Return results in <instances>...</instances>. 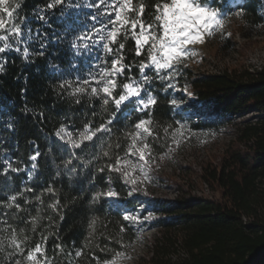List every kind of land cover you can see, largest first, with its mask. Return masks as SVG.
Returning <instances> with one entry per match:
<instances>
[{
  "label": "trees",
  "instance_id": "16d2710c",
  "mask_svg": "<svg viewBox=\"0 0 264 264\" xmlns=\"http://www.w3.org/2000/svg\"><path fill=\"white\" fill-rule=\"evenodd\" d=\"M47 2L21 0L20 12L30 14L36 6ZM239 9L247 24L254 27L264 24V0H245ZM133 48L134 41L129 40L125 62L138 64L143 57H136ZM67 52L64 44H50L43 55L27 60L14 51L2 53L5 70L0 73V104L9 109L13 123L10 129L0 123V201L22 192L17 203L26 211L16 213L15 208L0 207V212L24 218L25 222L15 217L9 222L25 229V234L31 237L29 246L39 243L41 234L47 236L45 250L51 264H97V261L104 264L116 252L128 254L139 233L122 212L134 207L130 196L117 197L115 203L108 197L93 201L96 192L108 189L109 176L112 186L118 190L124 187V180L117 173L97 169L112 162L117 152L123 155L127 144L125 133L148 113L133 110L129 115L128 105L118 114L112 133L104 135L94 147L89 144L83 150L73 149L60 140L56 132L62 126L68 131L81 130L89 120L99 126L113 107L109 105V113H104L95 98L83 97L77 104L74 97L62 93L59 84L66 74L51 69L50 64L65 67ZM129 74L139 76L138 67L125 71V77ZM188 78L196 100L183 105V111L205 108L214 119L204 126L218 128L220 119L234 121L235 130L220 160L208 161L203 167V178L220 192V198L194 197L162 207L169 217L160 220L158 226L167 230L156 238L150 261L153 264H264V67L255 71L248 67L225 70L208 76L190 73ZM154 91L156 104L151 118L155 138H150V142L152 154L163 155L183 117L175 111L170 94L163 93L161 87ZM117 143L121 144L120 149L115 148ZM103 151L112 153L111 160L103 156ZM37 152L40 154L36 160H31ZM68 160L71 163L66 166ZM5 161L22 171L9 170L3 174ZM73 168L75 172L71 171ZM49 187L55 195L46 191ZM27 188L32 191H26ZM36 196L44 203L40 204ZM56 199L60 201L59 214L48 207ZM37 215L41 219L32 232L28 221ZM171 230L172 236L168 237ZM57 244L62 246V251L56 248ZM178 247L182 256L172 259L170 252ZM77 250H82L83 255L77 257ZM0 264H9L3 254Z\"/></svg>",
  "mask_w": 264,
  "mask_h": 264
},
{
  "label": "snow or ice",
  "instance_id": "6c2138e0",
  "mask_svg": "<svg viewBox=\"0 0 264 264\" xmlns=\"http://www.w3.org/2000/svg\"><path fill=\"white\" fill-rule=\"evenodd\" d=\"M65 0H51L46 5L47 9H53L61 5ZM89 8H95L97 11L91 16V19L99 24V27L93 25L89 30L75 37L72 42V48L92 51L99 45L101 55L94 57L95 63L89 68L85 76H77L75 80L64 79L60 82L59 88L62 93L75 98V103H81L83 97L97 99L100 101L101 110L109 113V105H112V111L108 118L101 122L99 126H94L91 120L83 125L81 130L68 131L61 127L56 135L60 140L70 145L73 149H81L91 144L95 146L97 141L103 139L104 135H110L113 131V124L118 114L129 103L136 105V111L150 109L156 104V98L151 94L145 85L151 84L153 77L146 74V69L155 73V76L161 81L172 80L178 74L176 71L178 65L191 56L196 55L192 51L197 44H203L207 36H211L215 30L222 29L224 26V9L215 6V0H95L93 3H86ZM22 4L20 0H0V54L6 51L21 52L25 60L28 59L31 47L30 42L37 39L31 34L32 29L27 26V17L21 16L19 9ZM152 9V11H148ZM40 11H43L41 9ZM147 13V14H146ZM243 12H236L240 16ZM38 19L44 20L43 15ZM129 40L134 41V51L136 57H143L138 64L125 63V47ZM76 41H80L77 44ZM45 45L42 43L41 48ZM43 55V52L38 53ZM111 57V59H108ZM57 68L58 65H51ZM75 68V64L72 65ZM133 67L139 69V80L133 76L125 77V71L131 72ZM5 70L4 62L0 61V73ZM163 73V74H162ZM124 78V82H121ZM169 88L174 87L171 83ZM177 104L176 100L171 101ZM93 115H96L93 112ZM167 132V129H165ZM176 134H180L177 129ZM150 138H155L153 121L149 119H140L136 122L130 131L125 133L127 141L123 155L119 152L115 154V159L103 167L97 169L109 173H117L126 183L136 184L137 177L133 173L139 171L145 175L144 171L148 164V158H151L152 143ZM178 143V141H175ZM111 149L112 145H108ZM116 149L121 148V144L115 145ZM40 153L37 152L30 159L35 161ZM104 157L111 160L112 153L103 151ZM72 156L76 158L75 152ZM82 159V158H81ZM7 167L3 169V174L9 170L13 172L22 171V169L13 168L12 164L5 161ZM71 160L66 162L70 164ZM87 163H90L87 162ZM36 167L35 164L32 165ZM75 172V168L71 169ZM32 173L29 172V178ZM95 179V177H93ZM108 189L106 191L96 192L93 201L102 197H116L118 192L112 187V177L108 178ZM26 191H32L27 188ZM47 192L55 195L54 189L49 187ZM132 193L129 192V195ZM17 195H12L4 201H0V207L4 209L15 208L16 213L26 211L21 204L17 203ZM40 204L44 201L40 196H36ZM48 207L53 212L60 213V201L56 199ZM15 217V213L0 212V254H3L5 261L9 264H51L46 255L45 245L47 236L41 234V241L34 247L29 246L31 237L25 234L24 228L14 226L9 222L10 218ZM21 222H25L23 217H15ZM63 215L60 219L63 220ZM151 217H145L150 219ZM39 215L31 217V231L35 232L39 220ZM125 220L137 221L135 215H125ZM95 222L93 221V224ZM123 231V229H121ZM56 248L61 251L62 246L57 244ZM102 251L104 249H101ZM77 257L83 255L82 250L75 252ZM123 256V253L116 252L115 257ZM115 257L112 260L104 261V264H115ZM99 264V261H97Z\"/></svg>",
  "mask_w": 264,
  "mask_h": 264
},
{
  "label": "rangeland",
  "instance_id": "374dc122",
  "mask_svg": "<svg viewBox=\"0 0 264 264\" xmlns=\"http://www.w3.org/2000/svg\"><path fill=\"white\" fill-rule=\"evenodd\" d=\"M245 0H215V6L224 9V26L217 29L211 36L205 38L203 44H197L192 51L196 55L186 59L182 65H178V74L172 80L161 81L155 73L146 69V74L153 77L151 84L145 85L148 91L154 96V88L161 87L163 93L170 94L172 100H176L180 106L193 104L195 94L190 87L188 75L208 76L219 74L225 70L235 69H256L264 65V24L258 27L247 24L242 15H235L240 12V5ZM21 2V0H20ZM95 0H65L55 9L43 10L34 8L30 14L21 13L27 17V26L32 29L31 34L37 39L30 42L34 48L41 47V44L54 43L57 39L58 44H64L68 50L67 63L65 67L61 64L51 63L50 68L65 72V79L75 80L77 76H85L89 68L95 63L94 57L102 54L99 45L87 51L72 48V42L76 36L89 30L93 25L99 27L91 16L97 9L89 8L86 3H93ZM264 14V11H263ZM43 15L44 20L38 19ZM55 32V35L52 32ZM80 44V41H76ZM14 51V50H13ZM16 52V51H14ZM18 53V52H17ZM20 55L21 52H19ZM0 54V61H2ZM108 59H111L109 57ZM126 63V62H125ZM75 64V68L72 65ZM51 65H58L59 70ZM94 71L95 69L92 68ZM163 74V73H162ZM139 80L140 76L129 74ZM128 75V76H129ZM171 83L174 87L169 88ZM158 85V86H157ZM200 105V103H196ZM129 110H135L136 105L128 104ZM174 105V104H173ZM0 104V123L11 128L13 117L9 109ZM134 107V109H132ZM175 107V105H174ZM146 110V109H145ZM144 110V111H145ZM136 111V110H135ZM144 111H137L143 113ZM183 120L180 121V134H176L171 142V146L165 154H151L148 164L145 167V175L139 171L133 173L137 177V183H126L124 180L123 188L114 190L118 192L116 197H108L112 203L116 202L117 197L130 196L133 208L123 210V215H135L137 221H130L138 230L139 236L131 251L123 253V256L115 257V264H153L150 261L154 242L157 237L162 235L164 226H158L160 220L168 219L162 207L172 206L176 201H190L194 197L207 199H219L221 194L212 188L203 178V167L208 161L217 162L224 153L226 145L231 140L235 126L233 122H221L218 117L217 127H206L205 122L213 121L208 110L191 108L185 112ZM249 115H252L249 114ZM210 118V120H208ZM175 141H178L175 142ZM129 192L132 194L129 195ZM145 217H151L145 219ZM172 236L173 231H169ZM179 244L180 241H177ZM182 256V250L178 247L176 251L170 252V257L176 259Z\"/></svg>",
  "mask_w": 264,
  "mask_h": 264
},
{
  "label": "built area",
  "instance_id": "2783aa9c",
  "mask_svg": "<svg viewBox=\"0 0 264 264\" xmlns=\"http://www.w3.org/2000/svg\"><path fill=\"white\" fill-rule=\"evenodd\" d=\"M51 2V0H48V2L46 3V4H42V5H38V6H36V8H41V9H43V10H49V9H47V7H46V5L48 4V3H50ZM57 7V6H56ZM55 7V8H56ZM54 8V9H55ZM52 34L53 35H55V32L53 31L52 32ZM50 44H56V45H59L58 44V42H57V39H54V43L53 42H51V43H45L44 45H45V47L44 48H41V47H38V48H34L35 46L34 45H31V47L29 48V52H30V55H29V57H28V59H30V58H32V57H34V56H36V55H39L38 53H40V52H45V50L48 48V46L50 45ZM22 49H23V45L21 46V54H22ZM22 56H23V54H22ZM57 64V63H56ZM264 67V65L263 66H259V67H257L256 69H252L253 71H255V70H261L262 68ZM154 97H155V95H154ZM156 98V97H155ZM170 98H172V96L170 95ZM195 98H196V96H195ZM174 100V99H173ZM196 100V99H195ZM171 101H172V99H171ZM152 107L153 106H151L150 107V109H146L144 112H146V113H148L146 116H144L142 119H151L152 120V118H151V110H152ZM132 109H134V107L132 108ZM175 111H177V113H179V114H181L182 113V117L184 118V115L183 114H185V112H187V111H183V109H182V106H180L178 103L177 104H175ZM131 112H132V110H129V112H127V114H131ZM182 119H180L179 120V125H180V121H181ZM238 120H240V119H238ZM113 187V186H112ZM115 187H113V189H114Z\"/></svg>",
  "mask_w": 264,
  "mask_h": 264
}]
</instances>
